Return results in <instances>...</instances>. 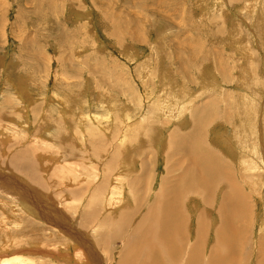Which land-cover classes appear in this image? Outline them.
I'll use <instances>...</instances> for the list:
<instances>
[{"label": "rangeland", "instance_id": "rangeland-1", "mask_svg": "<svg viewBox=\"0 0 264 264\" xmlns=\"http://www.w3.org/2000/svg\"><path fill=\"white\" fill-rule=\"evenodd\" d=\"M195 149L245 198L234 264H264V0H0V264H131ZM220 189L183 199L178 264L216 246Z\"/></svg>", "mask_w": 264, "mask_h": 264}, {"label": "bare ground", "instance_id": "bare-ground-1", "mask_svg": "<svg viewBox=\"0 0 264 264\" xmlns=\"http://www.w3.org/2000/svg\"><path fill=\"white\" fill-rule=\"evenodd\" d=\"M166 146H168V144H166ZM173 153L176 156H178L181 153V149H179L178 151L175 150L173 151ZM203 154L204 152H202V150L200 149H197V150L195 149L194 152L189 153V155H187V164L185 166L181 164V168L178 174L176 175L175 179L173 180V183L169 185V187L168 185L166 187L161 186V188L158 190V193L154 195V199H153V202L150 204V207L147 210H144V209L142 210L144 211V213L136 222L135 228L133 226L134 230L131 231L130 234L128 235H132V237L135 240L140 239L144 242V245L142 244L141 246L143 248V251L139 252L138 255L136 254L137 257L135 261L133 259L131 264H164L165 258L168 261L167 256L172 260L173 264H178L179 261L182 260V258L187 257V256L189 257V255H185L186 250L183 249L182 247L183 244L178 247L176 243V239L178 235L183 230V225H184L183 222H184L185 215H186L183 210V203L186 200L184 198L188 197V200L189 201L191 200L190 203L193 202L192 201L193 198L195 200L197 197L199 198V200L201 199L205 202H210L212 200L211 198L212 192H211V195L208 193H210V191L213 189L217 181L220 182V187H221L220 191L222 190L221 191L222 193L220 194L221 203L218 205L220 209L219 208L217 209L219 211L224 212V213L222 212L220 213V216H222V219L221 217H219L222 224H220L217 227V229L214 231V236H215L214 239L216 242V246L218 247L220 252L217 253V247L215 245H213V247L211 246L209 250H206L205 248V251L208 253V256L204 257L205 260L203 264H234L233 249H234V246L236 245V241L234 237L236 238L240 237V232H237L236 236H234V232H232L231 230L233 229L236 223L240 222L241 224H245V219L247 218V217L245 218L246 210L242 208L245 206V205L242 206L245 201V198L242 197V195L236 189L234 184H232L231 182H228L225 177L216 174L218 170H215V168L213 167L214 161L212 160L211 156L206 153L204 155ZM207 156L209 157V160L206 158ZM176 162L177 163L175 166V170L179 168L178 158ZM173 166H172V169H173ZM172 169L170 168V170ZM113 183L111 184H113L112 186H115V188L123 189L121 187L122 185L118 184L117 180L113 181ZM167 183L169 182L167 181ZM224 189H226V191ZM231 190H236V196H237L236 201L230 198V195L233 194ZM110 191L111 190H108L109 197L111 199H116L115 197H112L110 195ZM112 195H116V194L113 193ZM18 199H21V198H18ZM111 199H109V201ZM113 202L115 203L116 201H113ZM194 202L192 205L193 211L196 205V203ZM126 203L128 204V202ZM140 203L141 202H137V204H140ZM226 203H231L232 209H230L229 205ZM113 205L111 207H113ZM142 208L143 207L135 205L134 210L136 212H139V210H141ZM231 210L234 211V213L232 215H228V214L226 215V213H228ZM199 219L197 218L198 221H200ZM216 220H217V217H216ZM124 223L125 225L129 224L130 219H125ZM236 227H238V224L236 225ZM187 233L186 231H183L181 233L180 239L182 243L184 242V244L187 243L188 245H190L191 243H189V241L192 239L193 233L192 232H187ZM194 234L196 235L194 236L196 237V243H197L198 242L197 241L198 232H195ZM118 236H121V234H119ZM196 243L191 246L196 248V245H197ZM129 245L130 244H128V247ZM204 245L205 244H203V246ZM133 247H136V245H133ZM188 249L190 250V247ZM198 249H201V247H199ZM130 250H131L130 254H132L134 251L132 248H130ZM146 252L148 256H146ZM143 255L144 257H143V262H142ZM191 258L192 256L190 253V259L188 258L189 260L186 262V264H198V263H193ZM3 263L8 264V262L6 261H3Z\"/></svg>", "mask_w": 264, "mask_h": 264}]
</instances>
